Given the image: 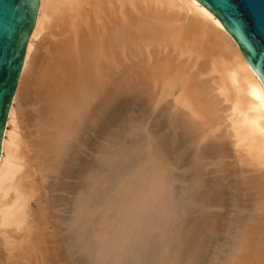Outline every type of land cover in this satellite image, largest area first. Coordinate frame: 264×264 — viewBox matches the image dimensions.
Returning <instances> with one entry per match:
<instances>
[{"label":"bare ground","instance_id":"obj_1","mask_svg":"<svg viewBox=\"0 0 264 264\" xmlns=\"http://www.w3.org/2000/svg\"><path fill=\"white\" fill-rule=\"evenodd\" d=\"M40 2L3 138L0 264H84V247L82 253L94 249L97 264H109L114 257L101 259L111 256L109 244L127 236L121 238V230H128L126 217L136 203L149 208L140 220L141 235L154 229L155 210L171 215L160 231L144 235L164 234L161 244L167 246L158 262L143 249L152 264H204L220 243L229 206L252 218L238 233L228 227V238L237 240L226 246L235 252L227 249L229 261L227 252L225 259L215 253L217 264H264V81L219 17L199 0ZM144 97L159 108V125L170 133L161 130L160 140L151 139L144 121L141 129L131 121L138 137L130 129L116 136L118 116ZM101 129L109 140L98 148L92 143ZM133 137V143L145 144L125 147L139 153L138 167L115 185L96 157L82 156L92 142L89 154L100 152L111 162ZM170 181L179 182L180 194L169 192L170 184L166 191ZM102 187L107 191L100 194ZM61 192H77L78 198ZM165 195L172 203L161 200ZM174 205L178 215L171 214ZM238 214H232L234 221ZM229 221L238 227L239 221ZM90 234L104 241L92 248ZM130 248L123 250L128 254Z\"/></svg>","mask_w":264,"mask_h":264},{"label":"water","instance_id":"obj_2","mask_svg":"<svg viewBox=\"0 0 264 264\" xmlns=\"http://www.w3.org/2000/svg\"><path fill=\"white\" fill-rule=\"evenodd\" d=\"M199 1L219 17L264 81V0ZM40 5V0H0V159L7 119L23 72L29 41L37 23ZM161 127L159 124L153 125L154 130L150 132L153 134V139L160 140L161 137L157 138L156 136L160 132ZM99 132L103 133L104 129L99 130ZM122 135L126 136L125 133ZM116 136L120 137V132L116 131ZM132 136L136 137L137 135L134 134ZM134 137L125 139L124 148L137 144L133 143L138 140L134 139ZM126 154H128V158L125 155L124 158H114L111 162L103 158H96L101 171L112 174L113 184L116 178H121L125 173L131 172L137 162L138 153L128 151ZM172 189L175 196L176 194L178 195L180 189H177V186H172ZM101 190L100 194H103V192L107 191V188L103 189L102 187ZM103 200L102 198L101 202ZM179 201L181 205V199ZM172 210L174 215H178L175 205ZM139 218H144L143 214L139 213L136 219H131L129 223ZM154 218L153 222L157 223L158 218ZM136 235L137 233L133 234L131 244H135ZM87 239L91 240V247L98 245L92 234ZM162 241L161 236L157 235L145 248L152 250L150 251V260H154V258L157 260L158 254L167 246L166 244H161ZM105 243H107V240ZM130 249L122 264H152L148 261L149 258L143 250ZM155 250H159L160 252ZM212 254L210 252L202 263H214ZM81 255V260L84 264H96L95 260L92 258L94 260L92 261L87 254L81 252ZM106 256L108 255H105V259H101L104 263L108 262L109 258L112 259L111 256ZM96 262L100 263L99 258ZM109 264L112 263L110 262Z\"/></svg>","mask_w":264,"mask_h":264},{"label":"rangeland","instance_id":"obj_3","mask_svg":"<svg viewBox=\"0 0 264 264\" xmlns=\"http://www.w3.org/2000/svg\"><path fill=\"white\" fill-rule=\"evenodd\" d=\"M144 99H145V100H144ZM146 99H147V100H146ZM143 100H144V103H143ZM143 100H142V101H139V100L137 101V100H135V101L133 102L134 104L132 103V105H134V107L131 105L132 107L130 106V108H128L129 111H127L128 109H126V112L124 111V113H122V114H125V115H122V114H121L122 111L120 112V114H121L120 116H121V117L118 116L119 119H116V120H117V123H116V126H115V130H116L117 132H120V131H124V132H125V130H127V129H130V131H131V132L129 131V132H130V133H129L130 135H131L134 131L136 132L137 130H135V128H134V130L131 129L130 123H132V122H133V123L135 122L136 125H138V124H142V125H139V126L136 128V129H138V128H140V126L143 127V121H144V123L146 124V126H144L143 131H145V130H147V129L149 128L148 131H150V132L154 130V129H153V125H154V124H159V123L162 124V123H163V120H164L163 117H162L163 120L160 118L161 116H163V114H162L161 112H160V114H159V111H158L159 108H158V110H157L156 108H154V106H150L151 103L148 104V102H149L148 98L144 97ZM145 101H147V102L145 103ZM135 102H138V103H135ZM140 102H141V103H140ZM136 104H137V106H136ZM141 104H142V105H141ZM147 104L151 107V109H150V107H148ZM146 105H147V107H146ZM152 105H153V104H152ZM132 108H133V109H132ZM149 110H150L151 112H150ZM145 112H146V113H145ZM157 112H158V116H157ZM144 113L147 115V117L145 116V118L142 117L143 115H145ZM155 113H156V115H154ZM161 114H162V115H161ZM160 115H161V116H160ZM123 116H124V117H123ZM133 116H134V117H133ZM136 116H137V120H139V122L136 120ZM159 116H160V117H159ZM131 118H132V119H135L136 121H133ZM138 118H140V119H138ZM141 119H142V120H141ZM159 120H160L161 122H159ZM131 121H132V122H131ZM141 121H142V123H141ZM145 121H146V122H145ZM161 124H160V125H161ZM147 127H148V128H147ZM161 128H163V127H161ZM140 129H141V128H140ZM144 129H145V130H144ZM161 130H163V133H161V134L163 135V134L166 132L165 130H167V129H165V130H164V129H161ZM161 130H160V131H161ZM98 131H99V130H98ZM104 131L107 132V134L104 133V134H106V135H104L103 133L100 132V136H101V137L99 136V134L97 135L98 138H97V137H93L94 142H93V143H92V142H89V147H87V148H86V147L83 148V149H85V152H84V150L82 151V152H83V155H82V156H83L84 158L87 157V159H88V157H90L89 159H92L93 157H96V158H102V157L105 156L104 154H101L100 152H96V151H95V152H94V151L92 152V153H94L95 156H94V155H91L92 153L89 154V153L92 151V150L90 149V146H91L92 144H95V145H96V143H97L96 146H98V148H99V147H102L103 145L106 146L105 143H107V142H105V141H106V140L108 141L109 139H105V138H107V135H109V133H108L107 129L104 130ZM132 131H133V132H132ZM148 131H147V133H148ZM168 131H169V133H170V130H169V129L167 130V132H168ZM135 132H134V134H135ZM145 132H146V131H145ZM161 132H162V131H161ZM167 132H166V133H167ZM120 133H121V134H124L123 132H120ZM127 133H128V132H127ZM149 134H150V133H149ZM149 134H148V135H149ZM158 134H160V133H158ZM158 134H157V135H158ZM125 135L127 136L128 134H125ZM148 135H147V136H148ZM162 135H159V136H156V137L159 138V137L162 136ZM95 136H96V135H95ZM99 137H100V139H99ZM103 137H104V138H103ZM152 137H153V135L150 136L151 139H152ZM94 138H95V139H94ZM108 138H109V137H108ZM91 139H92V135H91ZM97 139H98V140H97ZM148 139H149V138H147V140H148ZM91 141H92V140H91ZM119 141H120V140L118 139V141L115 143L116 145L119 146V147H117V146L115 145V148H117V149H118V148L120 149V145H119L120 143H119ZM145 141H146V140H145ZM145 141H144V142H145ZM95 142H96V143H95ZM147 142H150V140L147 141ZM147 142H145V143L148 145ZM91 143H92V144H91ZM101 143H102V144H101ZM138 143H139V144H142L141 146H144V145H145V144L143 145V143L141 142V140H139ZM87 145H88V144H87ZM135 146H138V147H137V148H136V147H133V146H131V147L136 148V149L141 148L140 145H137V144H136ZM127 147H128V146H127ZM91 148H92V146H91ZM98 148L95 147L96 150H98ZM121 148L123 149L122 146H121ZM142 148H143V147H142ZM86 149H88V151H89V149H90L91 151L88 152ZM122 149H121V151H122L123 153H121L120 150H118V151H120V153H119L117 150H116V151H117V154H118L117 156H119V155L121 154L122 156L120 155L119 157H122V158H123V155L126 153V150H127V152H128V149L124 148L123 150H125V152H124ZM140 150H141V149H140ZM86 151H87V152H86ZM114 151H115V150H114ZM138 151H139V150H138ZM129 152H135V153H138V152H136L135 149H133V151L131 150V151H129ZM170 152H171V151H170ZM84 153H86V154L89 155V156H87L86 154H85V155H86V156H85ZM115 153H116V152H115ZM138 154H139V153H138ZM144 154H145V153H144ZM172 154H174V153H170V157L172 156L171 159L173 160V158H174L175 156L172 155ZM125 155H126V154H125ZM101 156H102V157H101ZM117 156H116V154H115V157H116V158H118ZM142 156H143V155H142ZM173 156H174V157H173ZM91 157H92V158H91ZM105 157H106V156H105ZM85 159H86V158H85ZM87 159H86V160H87ZM89 159H88V160H89ZM93 159H94V158H93ZM112 159H114V158H112ZM88 160H87V161H88ZM105 160L110 161L109 159H105ZM89 161H90V160H89ZM137 162H139V161H137ZM137 162H136L135 166H137V164H138ZM135 166H134V167H135ZM137 167H138V166H137ZM182 172H183V170H182V171H181V170H179V171L177 170L176 173H175V172H174V173H175V174H177V173H178V174H181ZM69 180H70V181H69ZM73 180H74V179H72V180H71V179H67L68 182H66V181H65V182H66V183H69V184H70V183L72 184L76 179H75L74 181H73ZM62 181H63V180H62ZM76 181H77V180H76ZM77 182H78V181H77ZM168 182H169V181H168ZM170 182H171V181H170ZM74 183H75V182H74ZM74 183H73V184H74ZM171 183H172V184H171ZM171 183L166 184V185H167V186H166V191H167V190H170V186H171V191H169V192H172V194H173L172 186H177V185H179V182H177V183H175V182H171ZM120 184H122V182H120V183L118 182V183H117V185H118V188H117V189H119V188L122 186V185L120 186ZM169 184H170V186H169ZM66 185H67V184H66ZM74 185H75V184H74ZM113 185H115V184H113ZM117 185H116L115 187H117ZM158 185H160V184H159V183L156 184V189L158 188V187H157ZM67 187H68V186H67ZM115 187H114V188H115ZM167 187H168V189H167ZM117 189L115 188L116 191H117ZM116 191H115V192H116ZM63 193H64V192H63ZM63 193L61 192V193H59V195H64L66 198L68 197V199H70V200H72L71 198H74V197H75L74 200H76V198H78V194H76L77 192H76L75 194H69V193H64V194H63ZM78 193H79V191H78ZM179 193H180V192H179ZM57 194H58V193H56V195H57ZM169 194L171 195V193H168V192H167V195H168V196H169ZM59 195H57V196H59ZM67 195H68V196H67ZM69 195H71V196H69ZM73 195H75V196L73 197ZM76 195H77V197H76ZM167 195H165V196H164L165 198H163V199H161V200H163V201H166V200H167V203H168V201H170V202L172 203V197L170 196V198H169V200H168V196H167ZM69 197H70V198H69ZM166 197H167V198H166ZM156 198H157V197H156ZM156 198H154V199H156ZM165 199H166V200H165ZM180 199H181V198H180ZM170 202H169V203H170ZM162 203H164V202H162ZM171 203H170V204H171ZM102 204H103V203H102ZM170 204H166V205L161 204V206L164 205L163 207L166 206L167 208H169L168 205H170ZM231 204H232V203H231ZM131 205H134V204L132 203ZM171 206H172V205H171ZM157 207H158V204H156V208H157ZM166 207H165V208H166ZM251 207H252V206H251ZM62 208H63V207H62ZM62 208H60V209L62 210ZM150 208H151V207H150ZM158 208L160 209V207H158ZM172 208H173V207H172ZM145 210H149V208L146 207V206H144V205L140 207V206L137 205V203H136V204H135V207H134V210L131 211L129 214H127V217H126V218H127V220L130 222L131 219H136V216H137L139 213H140V214H144ZM151 210H153V209H151ZM171 210H172V209H171ZM232 211H233V212H236V213L234 214ZM223 212H224V213H223V218H224L225 216H226V217H225V219L222 218V219H223V221H222V225H223V226H222V225L220 226V229H219L220 232L218 233V236H219V239H220V240H219L220 243L217 244V245H215L214 248H212V249H211V250H210V251L204 256V258L206 259V256L211 252V253H213V254H212V259L215 260V261H214V263H212V262H208V263H206V264H217V260H216V258H215V253H216V255H222V256L225 254L226 257H222V258H224V259L227 258V255H226V253H224V252H227V249H228V248H229L228 251H231L232 248H234V247H231V249H230V246H229V247H228V245L226 246V244H228V243H230L231 245L233 244V243L230 241V240L233 239L232 236H231L232 239H231V238H230V239L228 238V236H230V235L227 234V232H229V228H228V227L230 226V228L232 227L233 229H236L235 232L237 231L236 233H238V232L242 229V227H243V228H246V224H247V225L250 224V221H247V223H246L245 220H249V219L252 218V217H250V216H249V218H248V217H247L248 214H247V215H246V214L243 215V213H242V214H238V211H237L235 208H233L232 206H229L228 209L225 210V211H223ZM226 212H228V213H226ZM230 212H231L234 216H235L236 214H238L237 220L235 219L237 222L239 221L238 223H239L240 225L237 224L238 227H235L236 225H235L234 223H232L231 225H229V223H231L229 220L234 221V219H232V218H233V215H232V214L230 215ZM153 213H154L155 216L158 218V219H157V223H153V224H152L153 227H154L153 230L156 231V232H158L157 229H159V227H160L161 225H163V223L166 222L165 220H166V219L168 220V219L170 218L169 216H171V215H170V212H169V215H168V217H167V216H166L167 214H166V215H165V213L163 214V212H162L161 209H160V211L155 210ZM172 213H173V212H171V214H172ZM225 213H226V214H225ZM118 214H123V210H122V209H119V210H118ZM157 214H158V215H157ZM227 214H228V215H227ZM66 215H67L68 218L70 219L69 215L71 216V214L67 213ZM239 215H241L242 217H240ZM195 216H197V214H196ZM229 216H230V217H229ZM244 216H245V217H244ZM193 217H194V216H193ZM243 217H244V218H243ZM246 217H247L248 219H247ZM228 218H229V219H228ZM245 218H246V219H245ZM143 219H145V217H144V218H139V219H137V220H135V221H133V222H131V223H128V230L125 231V229H124V231H122V232H124V233H123V234H120V235H124L123 237H121V238H123V239H124L125 235H127L128 237L126 236L125 239H124L123 241H122V239L120 238L121 240H120V243H119V244H118V242H117V243L114 242L115 245L113 244V242H112L111 244H109V246H108V247H109L108 249L110 250L109 253H110V255H111L112 258L114 257L113 260L111 259V260L113 261V262L111 261L112 264H115V263H114L115 260H116V263H117V260H118V259L124 261V259H125L126 256H127V252L124 251L123 248H124L126 245H128V247H129V245H130V246L133 248V250H137V251H140V250H143V249L146 248V247H145V246H147V243H146V242L149 241V239L151 238V236H153L154 233H153L152 235L150 234L151 236H148V237H145V236L147 235L148 232L150 233V231H152V232H154V231H153V230H150V229H151V228H150L149 230L144 231V232H146V233H145L146 235L144 234L145 236H144V235H141V234L143 233V232L141 233V231L143 230V228L140 230L141 227L139 228V226L142 225V224L140 225V220L142 221ZM238 219H240L241 222H240V220H238ZM224 220H225V221L227 220V221L225 222ZM242 220H244V221H242ZM144 221H145V220H144ZM236 221H234V222L236 223ZM224 222H225V223H224ZM228 222H229V223H228ZM245 223H246V224H245ZM149 224H150V223H149ZM226 224H228V225H226ZM233 225H234V226H233ZM242 225H245V227L242 226ZM149 226H150V225H149ZM153 227H152V228H153ZM240 227H241V228H240ZM227 228H228V229H227ZM239 228H240V229H239ZM70 229H71V227H70ZM70 229H69V227H68L69 233H70V234H71V233L73 234V232L70 231ZM226 229H227V231H226ZM139 230H140V232H139ZM238 230H239V231H238ZM159 231H160V229H159ZM233 232H234V230H233ZM125 233H127V234H125ZM134 233H137V237H139L140 241H139V239L137 240V238H136V239L134 240V241H135V242H134L135 244H131L132 241H133V234H134ZM140 233H141V234H140ZM236 233H235V235L237 236ZM138 234H139L140 236H139ZM206 234H211V233H210V232L204 233V235H206ZM148 235H149V234H148ZM156 235H160V236H162V235H164V234H163V231H162L161 233L159 232V233L154 234V236H156ZM204 235H203V236H204ZM211 235H212V234H211ZM206 236H207V235H206ZM119 237H120V236H119ZM129 237H130V238H129ZM149 237H150V238H149ZM233 237H234V236H233ZM131 238H132V239H131ZM141 238H142V239H144V238L148 239V238H149V239H148V240L144 239V241H146V242L144 243V244H145V245H144V244H143L144 241L141 242ZM161 238H162V237H161ZM152 239H153V237H152ZM234 239H235V238H234ZM234 239L232 240L233 242L237 240V239H235V240H234ZM94 240H95V239H94ZM90 241H91V240H90ZM95 241H97V240H95ZM98 241H100V240H98ZM98 241H97V242H98ZM102 241H104V240L102 239L100 242H102ZM105 241H106V240H105ZM151 241H152V240H151ZM151 241H149L148 244H149ZM229 241H230V242H229ZM140 242H141V244L143 245L142 247H141V245H140ZM217 243H218V242H217ZM104 244H105V242H104ZM104 244L101 243L100 246H102V245L104 246ZM106 244H108V243H106ZM106 244H105V245H106ZM230 244H229V245H230ZM112 245H113L114 247H113ZM132 245H133V246H132ZM234 245H236V243H235ZM234 245H233V246H234ZM110 246H112L113 248L110 249ZM224 246L227 247V248H224ZM143 247H145V248H143ZM84 248H85V247H84ZM84 248H82V249H84ZM92 248H93V247H92ZM86 249H87V248H86ZM86 249L83 250L82 252L86 251ZM187 249H188V248H187ZM90 250H91L90 252H89V250H87L88 253L85 252V254H86V253H87V255L89 254L90 256H89V255H88V256H89L90 258H91V256H93V257L95 256V257H96L95 252H93L94 249H90ZM188 250H189V249H188ZM233 250H235V248H234ZM233 250H232V254L235 252V251H233ZM95 251H96V250H95ZM123 251H124V252H123ZM221 251H222V252H221ZM92 252H93L94 254H91ZM107 252H108V250H107ZM217 253H218V254H217ZM223 253H224V254H223ZM228 253H229V252H227V254H228ZM160 254H162V253L160 252ZM188 254H189V253H188ZM188 254L186 255L187 257H188ZM229 254H230V253H229ZM229 254H228V261H229L230 258H231V255H229ZM125 255H126V256H125ZM136 255H138V254L136 253ZM97 256H98V255H97ZM159 256H160V255L158 254V258H160ZM229 256H230V258H229ZM138 257H139V256H138ZM189 257H191L190 254H189ZM117 258H118V259H117ZM222 258L219 257V260H220V261H223ZM91 260H92V258H91ZM94 260H95V259H94ZM94 260H92V261H94ZM97 260H98V258H96V261H97ZM120 260L118 261V263L121 262ZM159 260H160V259H159ZM96 261H95V263H96ZM123 261H122V263H123ZM156 261L158 262V260H156ZM226 261H227V260H225V262H226ZM159 262H161V261H159ZM223 262H224V261H223ZM91 263H92V262H91ZM93 263H94V262H93ZM161 263H162V262H161ZM220 263H221V262H220ZM96 264H97V263H96ZM119 264H120V263H119ZM139 264H140V263H139ZM221 264H222V263H221ZM225 264H227V262H226ZM228 264H229V262H228Z\"/></svg>","mask_w":264,"mask_h":264}]
</instances>
